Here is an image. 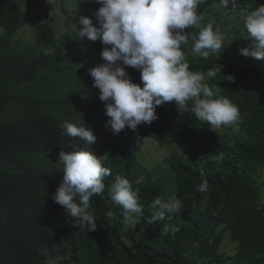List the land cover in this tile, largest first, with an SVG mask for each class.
I'll return each instance as SVG.
<instances>
[{
	"label": "trees",
	"instance_id": "16d2710c",
	"mask_svg": "<svg viewBox=\"0 0 264 264\" xmlns=\"http://www.w3.org/2000/svg\"><path fill=\"white\" fill-rule=\"evenodd\" d=\"M216 1L198 6L203 20L214 13ZM78 2L96 24L101 5ZM260 5L264 0H238L235 10ZM44 6L45 0H0V264H49L68 249L74 262L63 259L60 264H264V203L253 184L264 168V59L241 54L251 44L245 29L228 28L222 53L207 59L191 54L190 44L181 45L191 71L216 70L205 83L215 97H227L238 106L241 137L233 143L217 141L219 129L232 127L214 132L190 111L180 115L175 101L158 106V119L151 124L114 134L105 126V104L89 75L90 68L104 63L106 46L100 40H81L79 24L58 37L50 22H37L31 38L17 37L27 16ZM126 71L143 87L139 70L127 66ZM229 75L234 82L227 80ZM66 121L92 129L97 139L88 150L99 151L111 171L104 178V194L90 200L96 231L73 227L64 207L51 198L63 177L59 152L73 151L77 144L85 147L63 134ZM200 136L210 144L190 155L172 150L168 160L181 210L149 222L158 211L152 202L170 197L165 186L140 183L136 188L143 215L137 225L125 226L121 209L107 196L114 177L134 182L137 155L148 139L176 149ZM205 179L208 190L201 193L197 186ZM224 238L237 244L233 258L219 254Z\"/></svg>",
	"mask_w": 264,
	"mask_h": 264
},
{
	"label": "clouds",
	"instance_id": "9594fccd",
	"mask_svg": "<svg viewBox=\"0 0 264 264\" xmlns=\"http://www.w3.org/2000/svg\"><path fill=\"white\" fill-rule=\"evenodd\" d=\"M101 7L95 13L96 24L81 16L76 34L83 40H100L106 47L101 52L104 63L89 69L93 87L99 90V99L105 104L109 118L106 127L119 134L126 127L135 130L142 123L151 124L158 119L156 108L175 101L180 115L190 111L209 128H237L242 121L237 105L227 97H215L213 89L205 83L206 77H215V69L207 73L191 71L181 45H191L190 51L207 59L210 54H221L226 35L219 27L207 23L198 6L205 0H95ZM54 4V0H48ZM233 9L238 0H219L221 9ZM243 28L251 44L240 50L246 57L264 59V5L240 12ZM189 26L198 32L186 33ZM111 45V47H107ZM131 66L141 72L140 84L134 83L126 71ZM220 69V67H219ZM221 71V69H220ZM227 80L234 82L229 75ZM215 97V98H214ZM64 135L78 138L85 147L75 145L74 150L59 152L63 177L51 198L65 209L68 222L73 226H86L88 232L96 231L97 222L90 208L93 196L102 195L104 178L111 175L98 157L87 146L97 137L90 127L72 122L62 125ZM139 183V181H136ZM208 190V181L197 186V191ZM107 196L121 209L125 226L137 225L143 215L138 203L139 191L122 175H116L107 186ZM152 220H163L167 213L179 212L182 201L172 196L167 200L157 197L152 202Z\"/></svg>",
	"mask_w": 264,
	"mask_h": 264
},
{
	"label": "rangeland",
	"instance_id": "374dc122",
	"mask_svg": "<svg viewBox=\"0 0 264 264\" xmlns=\"http://www.w3.org/2000/svg\"><path fill=\"white\" fill-rule=\"evenodd\" d=\"M213 11L214 13H211L209 17L202 21V26L207 23H212L214 28L220 26L221 32L225 35L227 34L228 28L234 26L243 27L240 13L233 9L231 4L228 6V9H221L219 0H217ZM90 15L88 9L83 7L78 0H54L53 5L48 3V0H45V6L38 14L35 16H27L26 26L18 33L17 37L23 40L31 38L35 24L45 21L50 22L52 26H54L57 36L61 37L69 26L78 24L81 16L90 17ZM198 31L199 28H196L194 32ZM190 47L191 45L189 46V51ZM82 104L85 105L86 101H83ZM239 137H241V132L238 128L219 129L217 131V141L222 142L228 140L233 143ZM208 144H210V140L206 139L204 136H200L192 143L178 144L176 149H172L167 143L155 142L153 139H148L137 155L138 159L134 166L133 189L138 190V188H136L139 186L138 184L151 181L156 185L165 186L164 189L167 192L166 196H174L176 192V176L174 171L172 172L168 162L172 150H177L180 155H190L195 150L205 148ZM95 155L99 157L100 152L96 151ZM136 181H139V183H136ZM253 184L257 187V192L262 197V203H264V168L256 173ZM236 252L237 244L232 242L229 238H224L219 254L230 259L233 258ZM63 259H69L70 262L73 263L75 256L73 252L68 249L65 251L64 255L56 258L49 264H60L59 261ZM201 263L203 264L202 260Z\"/></svg>",
	"mask_w": 264,
	"mask_h": 264
}]
</instances>
